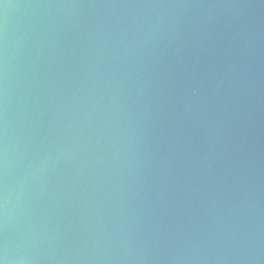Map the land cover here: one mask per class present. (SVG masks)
Segmentation results:
<instances>
[{
    "label": "clouds",
    "instance_id": "clouds-1",
    "mask_svg": "<svg viewBox=\"0 0 264 264\" xmlns=\"http://www.w3.org/2000/svg\"><path fill=\"white\" fill-rule=\"evenodd\" d=\"M32 6L53 5L0 0V264H264V24L246 14L264 10V0L55 5L205 11L117 20L84 34L71 69L80 82L72 102L84 93L91 100L84 121L94 113L97 122L106 121L96 145L107 133L111 171L92 189L96 223L67 246L65 237L44 251L36 245V227L16 233L9 211L17 163L9 9ZM217 9L236 11L221 17ZM58 127L67 134L74 124ZM38 133L24 152L30 174H42L52 159L48 131L40 139ZM108 200L105 218L100 205Z\"/></svg>",
    "mask_w": 264,
    "mask_h": 264
},
{
    "label": "water",
    "instance_id": "water-1",
    "mask_svg": "<svg viewBox=\"0 0 264 264\" xmlns=\"http://www.w3.org/2000/svg\"><path fill=\"white\" fill-rule=\"evenodd\" d=\"M11 4L53 5L52 7H21L9 9L8 56L10 77V120L13 147L17 163L12 169L10 187L12 199L9 206L11 225L16 233L29 225L36 227V245L40 251L56 248L63 238L65 246L76 235L82 234L86 224H95L93 213L97 201L92 199V189L100 176H108L111 169L107 133L96 145L99 129L106 121H84L91 100L80 93L72 102V93L79 87L71 69L83 51L84 34L99 24L105 28L117 20L129 22L133 17L143 19L165 11L198 17L205 10L192 9H140V8H68L59 4L143 2V0H5ZM194 3H218L225 0H193ZM255 2V0H239ZM224 17L234 9L213 10ZM264 24V10H246ZM76 24L77 27H73ZM71 29V31H69ZM77 37H80L79 41ZM73 52L75 55H73ZM72 105L69 107V105ZM80 114L73 120L77 109ZM53 119L57 121L52 124ZM72 120L74 127L65 134L62 126ZM83 127V131H80ZM40 139L48 131L47 150L52 159L42 174H30V156L24 157L28 139L34 132ZM91 136V142L88 137ZM18 146V147H17ZM104 157V163L98 162ZM95 173V175H94ZM41 185L44 187L42 188ZM102 186L101 195L103 194ZM87 187V192L85 188ZM88 204L89 207L85 208ZM108 200L100 205V215L107 218L111 211Z\"/></svg>",
    "mask_w": 264,
    "mask_h": 264
}]
</instances>
